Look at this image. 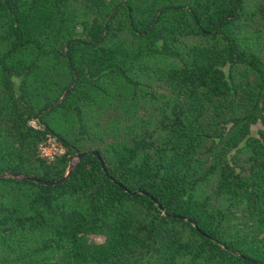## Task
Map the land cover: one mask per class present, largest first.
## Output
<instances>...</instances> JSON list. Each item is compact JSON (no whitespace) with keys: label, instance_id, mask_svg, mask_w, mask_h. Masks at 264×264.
<instances>
[{"label":"trees","instance_id":"16d2710c","mask_svg":"<svg viewBox=\"0 0 264 264\" xmlns=\"http://www.w3.org/2000/svg\"><path fill=\"white\" fill-rule=\"evenodd\" d=\"M80 152L0 177V264H264V0H0V175Z\"/></svg>","mask_w":264,"mask_h":264},{"label":"rangeland","instance_id":"374dc122","mask_svg":"<svg viewBox=\"0 0 264 264\" xmlns=\"http://www.w3.org/2000/svg\"><path fill=\"white\" fill-rule=\"evenodd\" d=\"M261 123L258 122L256 124H253L251 126L252 133L256 132V130L261 127ZM44 145L47 148V152L49 155L55 156L59 152H57V149L60 150L61 146L53 139L49 140L48 142L44 143ZM77 159L74 158V161ZM217 195H212V199L214 201H217ZM221 203L224 204L223 201ZM229 219V224L231 228L233 227L234 231L243 229L247 226V214L245 211L237 208H231V210L228 211L227 215ZM251 223V222H249ZM252 224V223H251ZM251 230V228H250ZM252 236H256V238L263 239L264 238V231L261 228H253L251 231ZM108 239V234L106 232H99V231H88L83 235V244L85 247L89 250H93L98 248L99 246L106 243Z\"/></svg>","mask_w":264,"mask_h":264},{"label":"water","instance_id":"95a60500","mask_svg":"<svg viewBox=\"0 0 264 264\" xmlns=\"http://www.w3.org/2000/svg\"><path fill=\"white\" fill-rule=\"evenodd\" d=\"M88 153H92V154L97 155L98 158H99V159L102 161V163H103L102 157L98 154L97 151H95V150H91V151H88ZM85 154H86V153H81V152L78 153L76 159H77V160L81 159L83 156H85ZM77 160H76V161H77ZM76 161H74V162L70 165L67 174H66L63 178L58 179V180L44 181V180H41V179H38V178H34V177H31V176H18L17 174H8V173L1 174L0 177H1V176H13V177H16V178H22V179H25V178H26V179H31V180H34V181H36V182L42 183V184H51V185H55V184H58V183H60V182H62V181H64V180H66V179L68 178V176L70 175V173H71L73 167L75 166V162H76ZM103 165H104V164H103ZM137 192H143V193H145V194H148L147 192L142 191V190H137V191H134V192H132V193H137Z\"/></svg>","mask_w":264,"mask_h":264},{"label":"built area","instance_id":"2783aa9c","mask_svg":"<svg viewBox=\"0 0 264 264\" xmlns=\"http://www.w3.org/2000/svg\"><path fill=\"white\" fill-rule=\"evenodd\" d=\"M31 124H32L33 126H37V121H36V120H31ZM49 140H51V139H49ZM53 140H54V139H53ZM57 152L62 153V152H63V148L61 147L60 150L57 149ZM41 154H42L45 158H47V159H49V160L54 158L53 155H49V153L47 152V148H46V146H45L44 144L41 145Z\"/></svg>","mask_w":264,"mask_h":264}]
</instances>
